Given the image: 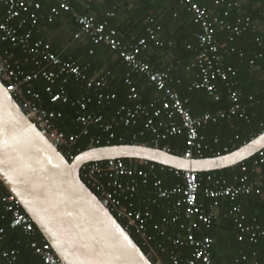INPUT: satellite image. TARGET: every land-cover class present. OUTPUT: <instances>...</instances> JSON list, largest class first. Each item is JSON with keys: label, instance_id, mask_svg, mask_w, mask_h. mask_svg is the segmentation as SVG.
<instances>
[{"label": "built area", "instance_id": "2783aa9c", "mask_svg": "<svg viewBox=\"0 0 264 264\" xmlns=\"http://www.w3.org/2000/svg\"><path fill=\"white\" fill-rule=\"evenodd\" d=\"M52 1H55L57 6L52 9L49 17L72 11L71 0ZM180 1L193 12L195 21L202 27L198 35L200 50L192 63L197 70L193 87L205 89L219 101L222 98L221 87L225 86L231 101V105L225 109L206 112L199 116L192 115L187 100L182 99L177 90L170 86L172 80L170 69L155 70L141 57L148 46L149 38L163 45L159 40V28L150 26L148 37H142L130 48L117 37L116 29L110 28L107 21L97 22L93 16L74 13L79 26L78 35L91 36L95 44L105 42L131 70L127 74L126 82L130 88L128 98L134 104L122 105L112 121H105L104 115L90 111L89 108L94 102L103 104L116 99L117 94L110 91L108 78L110 72L101 71L91 76L76 61L62 58L53 50L50 42L44 38L34 37L42 9L39 0H0V79L28 117L57 142L61 150L62 148L65 150L68 159L74 158L72 145L78 136L71 134L65 137L56 133L57 122L62 119L63 113L47 108L45 106L47 100L36 86L44 87L52 104H66L71 100L66 89L71 78L77 80L82 90L73 102L79 109L76 121L85 127L90 125L100 127L106 134L105 138L93 136L90 147L100 146L104 140L107 145H111L118 137L115 127L137 126L140 120L144 119V129L130 137L133 144H148L138 141L147 131L154 135L156 147L170 136L186 134L187 150L182 155L188 159L195 158L197 151L200 154L198 157H203L202 150L205 148L201 136L203 128L236 116L249 118L246 106L240 102L242 92L234 88L232 80L237 76L238 69L225 61L217 29L229 30L232 39L233 36L254 29L256 24L252 16L242 8V1L216 0V4L225 3L224 15L212 12L202 5L200 0ZM232 9L238 11L231 19ZM257 42L260 52L255 54L250 64L261 68L262 66L257 65V62L264 61V38L258 37ZM230 53H237L239 57L244 56V53L237 51L235 47L227 51V54ZM132 73L143 74L150 84L164 91L165 96L144 104L140 102V93ZM250 99H253L252 96ZM85 133L87 134L88 131L86 130ZM126 138L125 135L118 137L121 142ZM164 149L170 151L169 148ZM229 149V147L225 148L226 151ZM220 154L219 152L217 155ZM258 154L259 158L253 162L252 170L249 171L248 166L243 165V174L236 176L233 182L215 173L208 175L206 196L211 199L230 198L238 201L243 196L263 194L264 172H261L260 166L264 164V149ZM163 168H168L169 172L174 173L181 181L174 186H165L163 179L160 178ZM81 176L95 188L98 196L107 203L115 216L124 222V228L136 233L141 238L142 245L152 251L149 256L155 257L152 259L154 264H163L161 260L156 259L154 253L156 249L169 255L167 264H216L213 257L215 240L208 235H197L204 228H210L218 215L215 203L204 204L199 199L201 182L198 172L183 171L163 165L161 168L157 163L144 159H109L85 164L81 168ZM149 185L155 189V197L147 202L138 200L141 189ZM4 187L0 180V190ZM173 198L171 215H164L160 222H156L152 207L154 205L160 207L161 201ZM1 202L11 215V227L22 230L32 238L30 247L43 264H65L45 238H36L37 226L15 195L8 191L1 197ZM234 211L237 215L235 219L237 228L248 235L250 242L257 243L261 239L264 240L263 224L256 219L246 222L240 205L234 207ZM150 225L157 230V234L165 237L163 241H157L158 236L151 233ZM168 226L177 228L179 233L167 234ZM182 248L189 249L185 258L180 254ZM1 254L9 264H14L18 259L19 249H6Z\"/></svg>", "mask_w": 264, "mask_h": 264}, {"label": "trees", "instance_id": "16d2710c", "mask_svg": "<svg viewBox=\"0 0 264 264\" xmlns=\"http://www.w3.org/2000/svg\"><path fill=\"white\" fill-rule=\"evenodd\" d=\"M85 1L89 2V7H85L80 0H71V6L77 13L93 16L97 22L107 21L110 28L116 29L117 37L130 48L137 44V42L142 37H148V28L150 26L159 28V40L163 43V45L157 44L155 40L149 38L147 50L151 45L155 49L173 52L176 55L175 61L173 63V65L176 66L174 67L178 66V68H181L182 65L190 63L191 59H193L200 50L198 35L202 31V27L200 23L195 21L193 12L188 10L187 6L181 3L180 0H103L102 2H99L98 0ZM227 1L230 0H225V2ZM236 1L243 2L242 8H244L245 12L251 15L254 19L256 24L255 28L246 31L241 35L233 36L232 39L230 38L231 35L229 30L218 28L217 36L220 41L221 52L224 54L225 61L227 63L233 64L239 70L237 76L232 80L234 82V88L242 92L240 102L246 106L249 118L246 119L236 116L227 120H223L217 124L209 125L202 129V142L205 145V148L202 150L203 157L215 156L219 152L221 154H225L234 151L243 144L249 142L253 137L264 132V78L260 81L259 85L256 86V83L252 81V74H254L253 69H255V65L250 64V61L255 57V54L260 52L257 38H264V0ZM200 3L211 9V11L214 13L219 12L221 15H224V10L226 9L225 3L221 5L216 4V0H200ZM230 11L232 13V19L233 15H235L238 10L232 9ZM41 13L42 12L40 11V18L42 15ZM58 15H55L54 17ZM261 17L263 18V21L259 19ZM151 19L153 21H151ZM132 36H135L136 39L128 43L127 40H129ZM90 38L92 44H95L91 36ZM95 45H104L107 46L108 50H111L105 42ZM189 46H191V48H189ZM232 47H235L238 51H242L244 56L239 57L237 53L227 54V51H230ZM53 50L56 52L54 48ZM76 62L82 68L86 69V72L89 75H95L96 68L93 69L92 64H80L78 61ZM178 62H180V64H178ZM123 64L124 66H127L125 62ZM257 65H261V68L264 69L263 60H259ZM164 69L165 68H161V70ZM104 72H108V70H104ZM109 72L112 73L110 70ZM128 72H130V70L127 66L125 75ZM196 76V74H193V77L196 78ZM144 79L146 78L144 77ZM172 80L173 87L178 90L184 100H187V105L190 107L192 115L194 116H198L200 113L207 111L214 112L218 109H225L231 105L227 88L223 85L221 87L222 98L219 101H215L205 89L191 87V83H188V79H186L180 72H177L176 70L173 71ZM111 83L113 84V81ZM124 84L125 85H123L121 88H115L112 86L110 89V91L117 94L116 99L103 104H97V102H94L90 105L89 110L97 114L104 115L105 121H112L114 115L122 105L134 104V102L128 98L130 88L128 87L126 80H124ZM36 88L38 91L42 92L44 98L47 100L45 103L47 108L55 109L63 113L62 119L57 122L55 130L56 133L63 134L65 137H69L71 134H76L78 136L77 140L72 145V153L74 157L82 151L90 148V140L93 136L105 138L106 134L103 133L100 127L95 125L85 127L76 121L79 109L78 106L74 105L73 102L76 96L82 92V90L80 84L75 78H71L69 83L66 85V89L71 96L70 102L66 104H52L48 100V96L44 90V87L39 85L36 86ZM155 89L157 90V87L154 85L139 86L138 90L140 93V102L144 104L157 98L153 97L147 99L152 91L157 92ZM251 96L253 98L252 100L250 99ZM142 129H144V119H141L137 126L128 128L115 127L118 137L125 135L127 138L125 141L121 142L117 137L112 141V144L133 143L130 137ZM86 130L88 131L87 134L85 133ZM153 136L154 135L147 131L145 132V136L139 137L138 141L155 146ZM186 138V134L170 136L166 140H163L159 144V147L163 149L169 148L170 152L182 155L187 150ZM104 145H107L105 140L100 144V146ZM226 147L230 148L229 151L225 150ZM62 151L64 154H66L63 148ZM198 156H200V154H198L196 151L195 157ZM257 158H259V154L234 167L219 171L198 173L201 182L199 193L200 201L206 197L205 188L208 185V175L215 173L217 175H222L230 182H233L236 176L243 174V165L248 166L249 171H251L253 168V162ZM157 165L162 168V165ZM260 169L261 172H264V164L260 166ZM82 178L88 184V186L96 194H98L95 188H93L84 177ZM160 178L163 179L164 185L166 186H174L181 181L174 173H170L168 168H163V171L161 170ZM153 190V187L149 185L141 189V194L143 196L151 197ZM5 193H8V190L4 187L0 190V264H9L2 257L1 253L3 250L13 248L19 249L18 259L14 264H43L39 256L36 255L34 250L30 247V241L32 238L24 234L22 230L11 227V215L5 210L1 202V197ZM247 198H249L248 203H250V207L243 201H233L230 198H227L229 200V204L231 205L230 208L233 209L232 212H230L231 209H229V212L226 215L225 221L227 222V228L231 230L227 239L226 236H221L218 234V229L222 226L218 225L217 218L214 220V223L210 228H204L198 233L199 236L208 235L214 240L216 238L213 247V257L216 261V264L224 263L223 261L225 260V256H227L228 251L229 253H232L228 255L229 258L234 259V264H258L264 262V240L261 239L257 243L250 242L248 235L242 233L237 228L235 221L237 215L235 214L234 207L240 205L241 213L245 215L246 222H251L256 219L258 222L264 225V197L248 196ZM207 200L208 199H206V201ZM138 203L139 201L137 200L136 204L138 205ZM255 205L257 208H259L257 212L254 211ZM152 210L155 213L156 222H160L161 218L166 215V210L164 207H157L154 205ZM119 221L124 224L122 220L119 219ZM37 230L38 234L36 238L43 239L44 237L38 228ZM150 231L151 233L158 236V242L164 240L165 237H161L159 234H157L158 232L157 230H154L153 225H150ZM176 231L177 228L171 226L166 228L167 234H170L171 232L176 234ZM130 233L137 243L142 247L145 253L147 255L151 254L152 251L142 245L141 238L134 232ZM239 238L245 239L240 241ZM230 244H232V247H229ZM154 251L157 260H161L163 264L168 263V254L163 253L158 249Z\"/></svg>", "mask_w": 264, "mask_h": 264}, {"label": "water", "instance_id": "95a60500", "mask_svg": "<svg viewBox=\"0 0 264 264\" xmlns=\"http://www.w3.org/2000/svg\"><path fill=\"white\" fill-rule=\"evenodd\" d=\"M264 149V132L238 149L185 158L149 144L90 147L72 160L24 112L0 79V180L65 264H154L81 176L109 159H144L198 173L237 166Z\"/></svg>", "mask_w": 264, "mask_h": 264}, {"label": "crops", "instance_id": "0c3cea01", "mask_svg": "<svg viewBox=\"0 0 264 264\" xmlns=\"http://www.w3.org/2000/svg\"><path fill=\"white\" fill-rule=\"evenodd\" d=\"M80 1H82L81 3L85 7H89L90 4L88 1L87 2L85 0H80ZM98 1L102 2L103 0H98ZM39 2H41V4H42V9H41L42 15L40 18L41 20H40L39 25L34 30V37L35 38H44L45 40L50 42L52 47L56 50L57 53H59L62 56V58L73 59V60L78 61L80 64H85V63L86 64L87 63L92 64L93 69L96 68L95 69L96 71L93 70V71H95V74H97L98 72L104 71V70H108V72H109V70H110L112 72L109 74V77H108L109 83H110V89L112 88V86L115 88H121L123 85H125L124 80H126L127 74L131 72L130 68H129L130 72H128L125 75V72L127 71V66H124V64H123L124 60L121 59L116 52H113L112 50H108L107 46L92 44V42L90 40L91 38L87 34L78 35L79 26L76 23L75 18H74L75 17L74 13H77V12L74 10L73 7H72V11L61 12L60 15L51 18L49 16L52 13V9L55 6H57V3L55 1H52V0H39ZM259 19L262 20L263 18L261 17ZM135 39H136V37L132 36L129 40H127V42L128 43L132 42ZM91 51H93V53H91ZM141 57L145 61H147L152 66V68L155 70H161V68L162 69L165 68L164 70L170 69L171 76L173 75V71H175V70L177 72H180L186 79H188V81H189L188 83H191V87H193V83H194V81H196V78H197V77L196 78L193 77V74L197 75V70L195 69V67L192 66V63H193L196 56L193 59H191L190 63L182 65L181 68H178V66L174 67L176 65H173L175 58H176V55L173 52H169V51L167 52V51L155 49L153 46L150 45V48L148 50L146 48L142 52ZM178 64H180V62H178ZM253 72H254V74H252V81H254L256 83V86H258L260 81L264 78V69L255 67V69H253ZM132 76L134 78V81H135V84L137 85V87H139V86L141 87L144 85L145 86H147V85L151 86L152 85L148 82L147 79H144L145 76L143 74L132 73ZM112 81H113V84L111 83ZM172 81L173 80H171V82H170V86L172 88H174L175 90H177L175 87H173ZM144 82H146L147 84ZM156 91L157 92L152 91L147 99H150L153 97L163 98L165 96V93L163 94L164 91H162L158 88ZM177 92H178V90H177ZM215 101H217V100H215ZM201 105H203V104H201ZM207 112H211V111H207ZM214 112H216V111H214ZM204 113H206V112H204ZM204 113H200V115L204 114ZM212 124H217V123H212ZM212 124H209V125H212ZM167 187H169V186H167ZM205 196H206V194H205ZM248 196H262V197H264V193L261 195L252 194V195L243 196L238 201H241V202L243 201L246 205H248L250 207V203H248L249 198H247ZM153 197H155V189L153 190L151 197L143 196L141 194L139 196L138 200L147 202ZM206 197L203 198V200L201 202H203L204 204H209V203L213 202L217 205V212H218V215L216 217L218 219L217 223L219 226H222L221 228L218 229V231H219L218 234L221 236H226V239H227L228 236L230 235V231H231L229 228H227V224H226L227 222L225 221L226 215L229 212V209H231L230 208L231 205L229 204V200L227 198L211 199L209 197H207V198ZM206 199H208V200L206 201ZM173 200H174V198L170 199V200L161 201L160 207L165 208V210H166L165 214L166 215H171L170 211L172 209ZM162 203H163V205H162ZM251 207H253V206H251ZM258 209L259 208H257V206L255 205L254 211L257 212ZM232 210L233 209H231L230 212H232ZM176 232L179 233L178 230ZM172 233L173 232H171L170 234H172ZM201 236H203V235H201ZM244 239L245 238H239L240 241H243ZM215 241H216V238H215ZM231 245L232 244H230L229 247H232ZM188 252H189L188 248H182L180 250V254L183 256V258L186 257ZM227 253L229 255L232 254L231 252L229 253V251ZM228 254H227V256H225V260L223 261L224 262L223 264H234V259L229 258Z\"/></svg>", "mask_w": 264, "mask_h": 264}, {"label": "snow or ice", "instance_id": "6c2138e0", "mask_svg": "<svg viewBox=\"0 0 264 264\" xmlns=\"http://www.w3.org/2000/svg\"><path fill=\"white\" fill-rule=\"evenodd\" d=\"M155 257H150V259H154Z\"/></svg>", "mask_w": 264, "mask_h": 264}]
</instances>
